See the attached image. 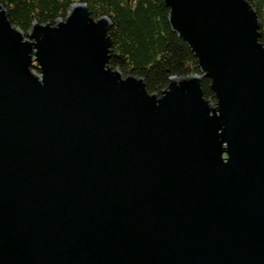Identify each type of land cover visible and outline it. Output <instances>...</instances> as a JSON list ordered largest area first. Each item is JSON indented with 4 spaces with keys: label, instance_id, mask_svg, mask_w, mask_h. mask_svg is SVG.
Wrapping results in <instances>:
<instances>
[{
    "label": "water",
    "instance_id": "water-1",
    "mask_svg": "<svg viewBox=\"0 0 264 264\" xmlns=\"http://www.w3.org/2000/svg\"><path fill=\"white\" fill-rule=\"evenodd\" d=\"M162 1L201 75L161 95L86 4L27 35L0 5V264H264L261 20Z\"/></svg>",
    "mask_w": 264,
    "mask_h": 264
},
{
    "label": "trees",
    "instance_id": "trees-1",
    "mask_svg": "<svg viewBox=\"0 0 264 264\" xmlns=\"http://www.w3.org/2000/svg\"><path fill=\"white\" fill-rule=\"evenodd\" d=\"M248 1L261 20L260 42L264 44V0ZM80 3L88 6L95 20L111 21V67L125 77L143 79L151 94L161 95L174 77L201 75L197 58L172 31L169 9L162 0H0L13 27L25 35L34 23L55 26ZM211 85L210 79L202 80L205 99L216 104Z\"/></svg>",
    "mask_w": 264,
    "mask_h": 264
}]
</instances>
